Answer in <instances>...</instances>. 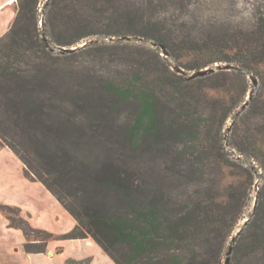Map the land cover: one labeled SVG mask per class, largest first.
Returning a JSON list of instances; mask_svg holds the SVG:
<instances>
[{
  "label": "trees",
  "instance_id": "obj_1",
  "mask_svg": "<svg viewBox=\"0 0 264 264\" xmlns=\"http://www.w3.org/2000/svg\"><path fill=\"white\" fill-rule=\"evenodd\" d=\"M152 3L49 0L43 38L40 0H17L0 39V148L10 149L25 177L40 182L75 219L74 229L58 239L90 238L115 264H224L251 205L254 172L246 162H254L264 180V103L257 106L253 94L249 107L260 109L259 119L242 128L238 117L226 142L223 137L248 93L243 72L264 83V0H229L244 17L226 27L181 23L169 32L141 23V10ZM99 35L152 41L185 70L217 63L238 70L192 81L170 73L172 82L159 92L139 87L136 77L81 76L73 84L59 66L72 54L47 45L70 47ZM203 90L227 96L214 99ZM129 103L131 118L120 123L118 111ZM0 211L23 232L27 253H44L57 239L32 228L17 207L0 204ZM228 264H264V183Z\"/></svg>",
  "mask_w": 264,
  "mask_h": 264
},
{
  "label": "rangeland",
  "instance_id": "obj_2",
  "mask_svg": "<svg viewBox=\"0 0 264 264\" xmlns=\"http://www.w3.org/2000/svg\"><path fill=\"white\" fill-rule=\"evenodd\" d=\"M48 1L49 0H40L39 4V13L41 18V20L39 21V29L42 33L43 38L45 37L43 18L44 14L47 12L46 4H48ZM166 1L168 0H165V2L163 1L165 5H163V7L161 6V8H158L157 0H153V3L150 8L144 11L139 9L143 12L144 15L143 21L141 23H145L146 25L153 26L155 29L158 28L160 30L162 29V31L168 32L169 29H174L173 25L178 26L181 25V23L188 24V26L192 27L203 26L204 30H212L213 27H219L222 25L226 27L231 22H239L244 17L241 12H234L230 9V7L228 6L229 0H176L177 3L174 4H169ZM237 1L240 2L241 0ZM154 5L156 6V10H154L153 13L150 10H152ZM15 8H17V0ZM128 9L130 11H136L137 7L130 5ZM151 13H153V16H151ZM113 25H117L119 29L123 27L119 23ZM112 29L114 30L118 28L111 27V30ZM173 36V38H176V40H179L180 38L178 31L174 32ZM84 44H87V46L85 48H81V46ZM47 46L53 52L61 55L72 54L70 57L63 58V60L59 62V66L62 70L65 71L67 76H69V79L73 82V84H76L77 81H79V79L81 78V76L90 78L91 81H97L98 79H112L113 81L118 82L124 80L126 81L130 78L132 79L133 77H136V84L139 87L149 86L159 92L161 84L172 82V79L170 78V73H176L178 75H181L177 73L174 69L177 64L165 48L162 49L160 45H157L152 41L145 40L139 37H111L99 35L84 39L78 44L70 47L54 45ZM73 48L77 49L71 52H63L64 49ZM186 59L188 58H185L184 61H186ZM224 64L225 63H217L207 68H213L215 67V65ZM183 70L186 72V74L181 76L184 77L186 80L192 81L198 79L195 78L189 80L187 78L189 75H192L196 71H189L185 69ZM243 73L246 78V84L248 89V93L246 98L244 99V103L247 102L248 105L245 107L244 110L241 111V107L244 105L243 103L242 106L238 108L237 111L233 114V119H229L227 121L225 129L223 130V137L225 142L227 141L228 136L230 134V129L227 132V128L232 127V124L235 119L241 117L242 128H245L247 125L252 126V124L259 119L257 115L260 109H257V107L251 109L249 107V104L251 103V100L248 99L249 94H254V101L258 102L257 106H260V108L262 107L261 105H263L264 103V83H262V80L247 71H244ZM253 78L257 81L256 85H253L252 83ZM209 83L210 82H207L208 85ZM212 83H214V81ZM203 91H205V94H208L211 98L214 99H222L226 98L227 96V94L223 93V91ZM239 111L241 112L239 113ZM131 113L132 104L129 103L126 106H122L121 110L118 111L119 122L127 123L131 118ZM237 113L239 114L237 115ZM233 157H235L234 159H237L238 161H243V158H238L234 154ZM246 163V165L252 167V170L254 172L251 205L245 211V218L239 223L237 230L242 227L246 219L249 220L252 217V206H254L259 189L264 183L262 172L259 170L257 165L254 162ZM20 173V162L16 158L12 157L5 150L0 149V204H21V206L16 205L18 208L23 209L24 213L22 214L20 211V215L26 221H29L28 218H31L34 224L42 225L44 221L37 217V213L40 208L42 209L44 207V199L40 197V195L35 191L30 189L27 190L25 188ZM27 212L30 213L32 217H29ZM4 215L5 217H7V214L5 212ZM45 215L47 216V214ZM50 226H52L51 228H55V230L57 229L54 224H51ZM47 232L52 234V231ZM53 235L55 238H57L62 236L63 234ZM24 263L26 264V262L23 261V264Z\"/></svg>",
  "mask_w": 264,
  "mask_h": 264
},
{
  "label": "crops",
  "instance_id": "obj_3",
  "mask_svg": "<svg viewBox=\"0 0 264 264\" xmlns=\"http://www.w3.org/2000/svg\"><path fill=\"white\" fill-rule=\"evenodd\" d=\"M16 0H0V39L7 33L16 15ZM0 149L8 152L20 162L22 182L27 190H33L44 199V207L39 209L37 217L42 219V225L29 223L35 229L52 231V234L62 235L72 231L76 225L75 219L61 206L57 199L37 181H30L24 175V168L17 156L8 148ZM5 205V204H2ZM10 204L9 206H21ZM18 208V207H17ZM23 214V209L19 208ZM29 217H32L27 212ZM47 214V216L45 215ZM65 222V224H64ZM54 224L57 229L51 228ZM25 237L19 228L9 225V220L0 211V264H73L88 260L87 264H115L113 260L90 238L59 240L48 242L44 253H27L24 250ZM25 264V263H24Z\"/></svg>",
  "mask_w": 264,
  "mask_h": 264
},
{
  "label": "water",
  "instance_id": "obj_4",
  "mask_svg": "<svg viewBox=\"0 0 264 264\" xmlns=\"http://www.w3.org/2000/svg\"><path fill=\"white\" fill-rule=\"evenodd\" d=\"M128 39V38H127ZM87 46V44H84L81 46V48H85ZM162 49H164L163 46H160ZM77 48H73V49H64L63 52H71V51H74L76 50ZM174 69L176 70L177 73L181 74V75H185L186 72L181 68V67H174ZM238 69L237 67L231 65V64H224V65H215V67L213 68H205L203 70H199V71H196L195 73H193L192 75H189L187 78L189 80H192V79H195V78H200V77H204L206 75H209V74H213L214 72L216 71H231V70H236ZM252 83L253 85H256L257 84V81L253 78L252 79ZM251 95L252 93L249 94V97L248 99L251 98ZM248 105L247 102L244 103V105L241 107V111L245 109V107ZM239 111V113L241 112ZM237 113V115L239 114ZM230 127L227 128V132L229 131ZM248 222V219H246L242 225V227L240 229H238V231L235 233L233 239L231 240L228 248H227V251H226V254H225V261H224V264H228L229 263V257L232 253V250H233V246L235 244V241L237 239V237L239 236L242 228L247 224Z\"/></svg>",
  "mask_w": 264,
  "mask_h": 264
}]
</instances>
